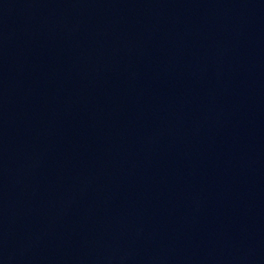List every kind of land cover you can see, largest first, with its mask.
<instances>
[{
	"label": "water",
	"instance_id": "obj_1",
	"mask_svg": "<svg viewBox=\"0 0 264 264\" xmlns=\"http://www.w3.org/2000/svg\"><path fill=\"white\" fill-rule=\"evenodd\" d=\"M0 264H264V0H0Z\"/></svg>",
	"mask_w": 264,
	"mask_h": 264
}]
</instances>
